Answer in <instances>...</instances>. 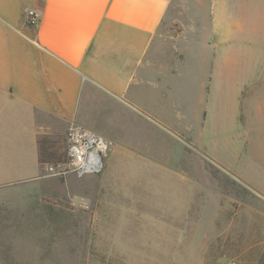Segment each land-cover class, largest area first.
Wrapping results in <instances>:
<instances>
[{"label":"rangeland","instance_id":"1","mask_svg":"<svg viewBox=\"0 0 264 264\" xmlns=\"http://www.w3.org/2000/svg\"><path fill=\"white\" fill-rule=\"evenodd\" d=\"M205 26L172 92L134 83L140 111L114 98L124 109L100 121L114 133L91 130L108 143L100 174L46 166L0 189V264H264L260 40L241 32L212 69Z\"/></svg>","mask_w":264,"mask_h":264},{"label":"crops","instance_id":"2","mask_svg":"<svg viewBox=\"0 0 264 264\" xmlns=\"http://www.w3.org/2000/svg\"><path fill=\"white\" fill-rule=\"evenodd\" d=\"M27 9L39 14L36 26ZM206 23L210 68L241 32L258 36L264 58V0H0V189L37 179L38 131L113 134L100 121L124 109L114 98L140 111L126 100L134 83L172 92L187 66L182 43Z\"/></svg>","mask_w":264,"mask_h":264},{"label":"built area","instance_id":"3","mask_svg":"<svg viewBox=\"0 0 264 264\" xmlns=\"http://www.w3.org/2000/svg\"><path fill=\"white\" fill-rule=\"evenodd\" d=\"M25 17L30 26H36L40 18L34 10H28ZM67 145L68 166L79 178L100 174L103 171L104 154L108 150V143L104 138L96 133L72 127L67 136ZM49 170L57 175L66 174L55 166H50Z\"/></svg>","mask_w":264,"mask_h":264},{"label":"trees","instance_id":"4","mask_svg":"<svg viewBox=\"0 0 264 264\" xmlns=\"http://www.w3.org/2000/svg\"><path fill=\"white\" fill-rule=\"evenodd\" d=\"M38 163L41 169L69 163L67 139L61 135L38 131Z\"/></svg>","mask_w":264,"mask_h":264}]
</instances>
